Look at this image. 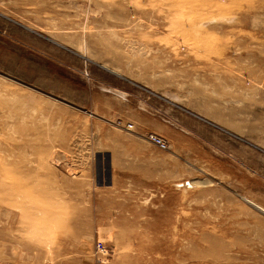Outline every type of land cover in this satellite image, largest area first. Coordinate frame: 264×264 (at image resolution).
Segmentation results:
<instances>
[{
  "label": "rangeland",
  "instance_id": "374dc122",
  "mask_svg": "<svg viewBox=\"0 0 264 264\" xmlns=\"http://www.w3.org/2000/svg\"><path fill=\"white\" fill-rule=\"evenodd\" d=\"M0 264H264V0H0Z\"/></svg>",
  "mask_w": 264,
  "mask_h": 264
},
{
  "label": "built area",
  "instance_id": "2783aa9c",
  "mask_svg": "<svg viewBox=\"0 0 264 264\" xmlns=\"http://www.w3.org/2000/svg\"><path fill=\"white\" fill-rule=\"evenodd\" d=\"M128 128H132L133 125L132 124H128L127 126ZM150 138L153 142H155L156 144L165 147L163 140L156 135H150ZM109 254V250L108 248L103 244L98 242L95 246V255L97 257L98 260H102L103 257L107 256Z\"/></svg>",
  "mask_w": 264,
  "mask_h": 264
},
{
  "label": "crops",
  "instance_id": "0c3cea01",
  "mask_svg": "<svg viewBox=\"0 0 264 264\" xmlns=\"http://www.w3.org/2000/svg\"><path fill=\"white\" fill-rule=\"evenodd\" d=\"M100 98H102V96ZM104 98H105V104L110 107V111L112 113H113V109L115 108V106L113 105L114 103L123 104V102H122V100H120V98H116V97H114L112 95L111 96H105ZM103 104H104V102L102 101V105ZM152 120H153V122H152L153 124L152 125L154 127H157L159 129H163L165 127L163 125V123L159 119H152ZM143 179L146 180V174L145 173L143 174Z\"/></svg>",
  "mask_w": 264,
  "mask_h": 264
},
{
  "label": "bare ground",
  "instance_id": "6f19581e",
  "mask_svg": "<svg viewBox=\"0 0 264 264\" xmlns=\"http://www.w3.org/2000/svg\"><path fill=\"white\" fill-rule=\"evenodd\" d=\"M262 209H263V208H262ZM262 209H261V210H262ZM212 237H214V236H212ZM214 238H215V237H214ZM210 250H212V249H210Z\"/></svg>",
  "mask_w": 264,
  "mask_h": 264
}]
</instances>
